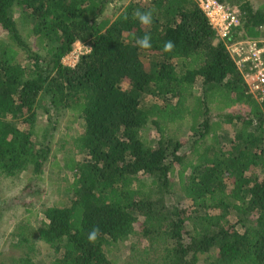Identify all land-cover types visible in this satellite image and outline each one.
I'll list each match as a JSON object with an SVG mask.
<instances>
[{
  "label": "trees",
  "instance_id": "obj_1",
  "mask_svg": "<svg viewBox=\"0 0 264 264\" xmlns=\"http://www.w3.org/2000/svg\"><path fill=\"white\" fill-rule=\"evenodd\" d=\"M114 1L0 0V174L30 166L43 173L51 146L40 138V108L51 121L44 133L66 113L82 125L64 157L70 196L42 212L40 264H119L108 251L137 234L140 219L142 264H199L202 256L207 264H264V102L228 50L264 28V5L220 0L241 10L222 39L200 0L131 1L105 14ZM149 11L152 22L142 25L135 13ZM145 35L150 49L136 45ZM79 41L90 50L64 65ZM168 41L174 47L165 52ZM212 104L236 126L232 137L220 136ZM238 104L248 105L246 116L226 113ZM179 122L189 123L187 139L169 132ZM151 126L154 141L145 134ZM174 175L186 202H172ZM31 230L21 223L13 232L11 245L23 253L11 264H38Z\"/></svg>",
  "mask_w": 264,
  "mask_h": 264
},
{
  "label": "rangeland",
  "instance_id": "obj_2",
  "mask_svg": "<svg viewBox=\"0 0 264 264\" xmlns=\"http://www.w3.org/2000/svg\"><path fill=\"white\" fill-rule=\"evenodd\" d=\"M131 1L136 2L140 0H116L107 6L105 14L112 16V13L115 11L118 13L122 6L124 7ZM251 1L255 7L264 5V0ZM231 5H236L240 8L237 4ZM6 36V32L0 26V37L6 39ZM238 41H257L264 45V28H260L259 32L246 33L245 36H242L235 42ZM80 48H83L82 52L84 53H86L85 51L87 49H90L88 43L79 41L72 52H79ZM71 53L63 59V63L64 65L74 67L83 54H79L80 56L75 60L76 57H72ZM195 91L198 94L202 93L201 83L196 86ZM215 105L216 104H212V109ZM225 111L226 113L234 115L246 116L249 112V107L246 104H238L235 108L226 109ZM219 113V111L213 109L210 116L216 121L219 120ZM38 118L40 138L42 137L41 140H44V137H48L46 142L51 146V152L43 168V173L37 176L30 166V168L18 173L16 176L8 177L0 174V264H11L16 258L22 255V249L11 245L12 234L21 223H27L32 228V232H28L27 235L29 236V233H31L30 243L36 245L37 251L34 253L36 262L40 264L47 259V250L44 247L45 244H42L38 239L37 232V229L41 227L43 221L42 212L46 206L58 204L60 198L67 201L66 199H68L70 195L66 190L74 181V177L68 173L65 167L64 157L68 152L72 153L76 148L78 135L82 131L80 120L66 113L58 118L56 127L53 128L51 133H44L45 129L50 128L51 121H49L48 115L44 112L43 108L39 109ZM219 121L222 122V128L224 129L223 131L220 130V136L222 135L224 138L227 136L225 133H229L232 137L236 128L234 123H223L225 119ZM237 122V127H241V121L237 120ZM188 127V122H179L171 125L169 132L175 138L184 140L190 135ZM145 134L147 138L152 141L158 139L157 132L152 126L145 131ZM78 157L81 158L80 155H78ZM172 181L178 192L177 198L174 195L175 197L172 199V202H178V199L182 202H186V198L179 196L183 195V189L180 185L179 178L174 175ZM141 225L142 219L136 224L137 234L117 244L114 249L110 248L108 256L112 259H116L119 264L144 263L147 257L145 250L148 247V242L139 234ZM17 233H19V230ZM24 251L26 252V249ZM199 264H207L204 256L201 257Z\"/></svg>",
  "mask_w": 264,
  "mask_h": 264
},
{
  "label": "built area",
  "instance_id": "obj_3",
  "mask_svg": "<svg viewBox=\"0 0 264 264\" xmlns=\"http://www.w3.org/2000/svg\"><path fill=\"white\" fill-rule=\"evenodd\" d=\"M200 6L222 39L229 37L240 24L241 10L236 5L220 0H200ZM79 50L71 53L75 60L84 54L83 48ZM228 50L242 71L250 93L258 101L264 102V45L257 41H238L228 44Z\"/></svg>",
  "mask_w": 264,
  "mask_h": 264
},
{
  "label": "clouds",
  "instance_id": "obj_4",
  "mask_svg": "<svg viewBox=\"0 0 264 264\" xmlns=\"http://www.w3.org/2000/svg\"><path fill=\"white\" fill-rule=\"evenodd\" d=\"M136 18L139 20V22L142 25H149L152 22V13L149 12H136L135 13ZM136 45L141 49H150L152 47L151 44V38L148 35H145L142 39L136 40ZM174 47V44L172 41H168L164 44L163 51L170 52ZM98 229L92 230L89 235L88 239L89 241H95L98 235Z\"/></svg>",
  "mask_w": 264,
  "mask_h": 264
}]
</instances>
